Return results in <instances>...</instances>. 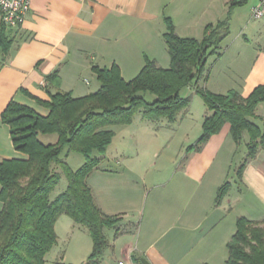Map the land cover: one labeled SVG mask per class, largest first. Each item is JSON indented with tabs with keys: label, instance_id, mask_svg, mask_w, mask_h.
<instances>
[{
	"label": "trees",
	"instance_id": "trees-1",
	"mask_svg": "<svg viewBox=\"0 0 264 264\" xmlns=\"http://www.w3.org/2000/svg\"><path fill=\"white\" fill-rule=\"evenodd\" d=\"M245 2L235 0L233 4ZM1 17L0 13V63H4L14 28ZM229 19L227 15L215 26L206 25L203 36L195 38L180 36L171 19L165 17L163 38L170 58L168 67L146 57L138 73L126 80L115 62L110 66L92 65L99 87L82 96L49 91L48 100H39L49 109L47 115L14 100L8 102L0 121L9 125L14 148L27 157L0 160V264H44L46 254L57 242L55 222L62 214L87 229L92 240L88 259L96 262L108 246L105 228L115 227L119 219L101 210L87 177L99 167L111 144L115 133L112 127L130 124L136 114L173 123L191 101V95L180 93L187 85L194 86L206 107L201 135L188 150L199 149L226 123L236 145L246 133L247 153L236 170L235 183L241 181L248 161L264 149V119L262 125L253 121L259 117L258 104L264 101V83L247 95L234 88L214 93L199 85V80L205 78L208 56L218 52L220 42L228 35ZM47 80L58 86V72L49 74ZM145 93L154 98L148 101ZM48 134H56V140L43 142L41 137ZM70 152H78L85 159L75 170L66 161ZM63 153L65 158L61 157ZM63 175L66 187L53 195ZM231 184L228 180L218 186L216 204ZM226 247L225 264H264V217H237Z\"/></svg>",
	"mask_w": 264,
	"mask_h": 264
},
{
	"label": "crops",
	"instance_id": "crops-1",
	"mask_svg": "<svg viewBox=\"0 0 264 264\" xmlns=\"http://www.w3.org/2000/svg\"><path fill=\"white\" fill-rule=\"evenodd\" d=\"M234 2L31 0L23 23L12 30L13 43L8 57L4 63H0V115L10 100L47 115L49 109L39 100H48L49 91L61 90L70 91L74 96L85 95L88 92L83 90L75 93L74 90L78 89L79 83L89 84L85 74L91 73L96 77L92 65L110 66L115 62L126 80L129 78L124 75L127 63L135 64L134 72L140 70L146 57L166 66L160 61L165 53L169 57L163 38L165 17L171 19L180 36L201 38L206 25L215 26L227 15H230V26V21L233 18L235 20L242 7ZM141 62L140 66L136 65ZM242 62V57H238L237 63ZM54 71L58 72L60 78L58 86L47 80L48 75ZM43 81H46L45 85ZM230 82V89H238L242 95H247L256 85L264 83V48L253 56L247 73ZM224 126L229 132V124ZM220 131L199 149L186 151L184 166L177 169V175L170 180L159 181L153 173L133 168L126 162L128 156H125L123 163L117 161L116 166H99L93 170L87 177V183L95 201L105 214L119 219L115 227L104 230L108 246L98 260L92 263L88 259L91 248L58 250L54 249L56 242L46 254L44 264H116L119 258H129L135 264H142L141 258L149 264L207 263L204 258L191 257L193 254L185 250L181 242L188 238L187 231H196L203 224L194 221L198 203L190 186L191 183L201 182L209 172L218 148L214 137ZM26 157V154L14 148L9 125L0 121V160ZM172 182L174 186L170 185ZM178 186L182 188L180 192ZM170 191L174 192L173 197H166ZM211 196L214 203L215 195ZM2 205L0 200V209ZM216 207L213 214L218 212L219 207ZM63 215L55 222L56 233L60 230V224L66 223H70L71 229L87 231L69 216L64 218ZM215 216L209 225L210 229L219 221V214ZM60 217H63L62 220H59ZM206 235L204 233L199 238ZM191 245H197L199 249L204 247L199 245V241H191ZM210 247L207 245V249ZM53 253L59 254L54 256Z\"/></svg>",
	"mask_w": 264,
	"mask_h": 264
},
{
	"label": "rangeland",
	"instance_id": "rangeland-1",
	"mask_svg": "<svg viewBox=\"0 0 264 264\" xmlns=\"http://www.w3.org/2000/svg\"><path fill=\"white\" fill-rule=\"evenodd\" d=\"M254 3L255 0H246L235 20L233 18L230 21L228 35L220 42V48L217 50L220 54L214 52L208 56L205 78L199 80L200 86L214 93H225L232 85L230 80L243 77L249 69L253 56L259 50H263L264 17L260 19L251 17L250 9ZM261 47L263 48L261 49ZM238 57H242V63H237ZM160 61L166 65L163 66L159 62L161 66L168 67L169 57L166 53L163 54ZM141 64L142 62L136 65L140 66ZM134 65L133 63L125 65L124 75L129 77L127 79L138 73V71L134 72ZM84 77L89 80V84L81 81L82 85L79 83L78 89H75L74 92L84 90L89 93L97 89L99 82L93 74L87 73ZM180 93L182 96L191 95V101L189 106L176 117L173 123H169L164 118L154 121L143 118L141 114H136L130 124L113 126L115 133L112 142L103 154L99 166L105 168L116 166L117 161L123 163L125 156H128L125 159L129 165L153 173L159 181L174 178L178 173L177 169L184 166L185 152L189 149V146L195 144L201 135L202 121L206 113L204 101L200 95L194 92L193 85L183 87ZM153 98L152 94L145 93V99L148 101ZM256 109V114L259 117L253 118V121L262 125L264 101L259 103ZM55 137L56 134L43 135L41 140L48 143L53 141ZM214 140L217 141L218 148L215 151V159L209 168V172L201 182L191 183L190 186L191 190L194 191V199L198 203L194 221H201L203 224H200L201 226L196 231H187L188 238L181 244L185 246V250L193 254L191 257L204 258L208 264H225L228 255L226 237L228 238L229 234V241L235 230L237 217L245 216L250 219L264 217V149H259L255 158L248 161L245 166L243 180H239L237 184L235 183L237 180L236 170L246 156L248 135L244 133L242 141L236 145L228 132V128L224 126L218 136L214 137ZM94 155L101 156L98 153H94ZM61 157L65 158L64 153L61 154ZM129 158L131 159L128 160ZM84 160V156L78 152H70L66 157L69 167L73 170L81 166ZM228 180L232 183L230 189L222 196L218 204L213 203L211 195H215L217 186ZM66 184L63 175L53 195L64 190ZM170 185L174 186V183L172 182ZM173 186L172 189H174ZM177 189H179L178 192L182 190L181 187ZM208 193L210 195L206 197ZM169 194L166 197H173L174 192L170 191ZM172 202H170L171 205H173ZM216 205V208L219 207L217 209L219 213L216 212V214H219V221L210 229L209 225L212 219L216 218V214H213ZM171 209L173 210V207ZM63 216L64 218L68 217ZM61 218L63 217H60L59 220H62ZM77 230L71 229L70 223L60 224V230L56 233L57 244L54 249L71 250L72 248L82 247L92 249V240L88 232ZM204 233L208 235L199 238ZM108 234L110 235V231H108ZM191 241L194 243L199 241V245L204 247L199 249L197 245H191ZM207 245L211 247L207 249ZM58 254L53 253L54 256H58Z\"/></svg>",
	"mask_w": 264,
	"mask_h": 264
},
{
	"label": "built area",
	"instance_id": "built-area-1",
	"mask_svg": "<svg viewBox=\"0 0 264 264\" xmlns=\"http://www.w3.org/2000/svg\"><path fill=\"white\" fill-rule=\"evenodd\" d=\"M31 0H0V13L2 21L10 28L19 27L30 9ZM250 15L253 19L264 16V0H255L251 6ZM43 85L46 81L42 82ZM116 264H135L129 258H119Z\"/></svg>",
	"mask_w": 264,
	"mask_h": 264
},
{
	"label": "water",
	"instance_id": "water-1",
	"mask_svg": "<svg viewBox=\"0 0 264 264\" xmlns=\"http://www.w3.org/2000/svg\"><path fill=\"white\" fill-rule=\"evenodd\" d=\"M141 263H142V264H149V262H147V260L144 259V258H141Z\"/></svg>",
	"mask_w": 264,
	"mask_h": 264
}]
</instances>
